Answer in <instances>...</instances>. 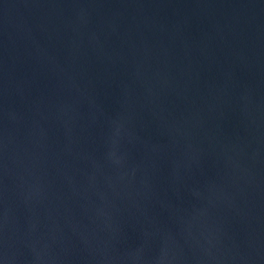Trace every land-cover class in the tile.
Wrapping results in <instances>:
<instances>
[{"label": "water", "instance_id": "obj_1", "mask_svg": "<svg viewBox=\"0 0 264 264\" xmlns=\"http://www.w3.org/2000/svg\"><path fill=\"white\" fill-rule=\"evenodd\" d=\"M0 264H264V0H0Z\"/></svg>", "mask_w": 264, "mask_h": 264}]
</instances>
